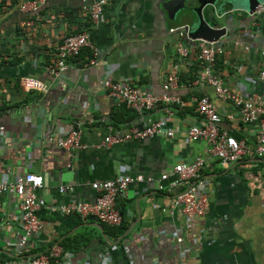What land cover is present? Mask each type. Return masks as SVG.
<instances>
[{
    "label": "crops",
    "instance_id": "crops-1",
    "mask_svg": "<svg viewBox=\"0 0 264 264\" xmlns=\"http://www.w3.org/2000/svg\"><path fill=\"white\" fill-rule=\"evenodd\" d=\"M20 1L0 0V124L5 127V135H0V179L9 181L26 172L42 176L37 214L43 223L44 246L62 249L66 238L75 237L80 248L73 262L86 257L81 264H100L105 253L110 256L107 264H264V155L254 151L259 124L241 122L230 101L195 81L200 66L196 42L170 31L193 26L197 19L193 11L183 8L171 18L162 0H110L93 23L80 0H50L25 12L18 9ZM230 13L233 19L221 38L224 52L216 72L235 92L262 94L264 82L258 74L264 67V22L238 10ZM204 17L215 23L205 9ZM82 29H88L89 41L101 51L98 63H88L92 54L85 47L67 61L65 70L52 74L57 46ZM179 47L189 49L185 59H179ZM176 63L178 86L165 90V76ZM25 76L41 81L46 90L25 89L21 82ZM104 76L156 95H177L183 104L160 102L149 112L136 113L107 95L100 84ZM202 95L220 114V126L250 146V152L227 166L219 164L207 143L187 136L188 127L205 123L195 110ZM148 115L176 127L174 136L96 147L109 133L141 126ZM74 130L88 146L73 151L59 148L57 138ZM198 157L206 164L199 190L207 195L208 210L187 217L175 201L185 187L170 188L169 183L175 164ZM163 173L168 176L159 189ZM121 175L144 180L132 182L116 201L126 225L116 240L92 220L50 210L69 199L93 202L97 195L93 181ZM61 186L66 188L61 191ZM19 213L16 195L0 194V264L32 254L7 246L23 233ZM173 232L181 235V242Z\"/></svg>",
    "mask_w": 264,
    "mask_h": 264
},
{
    "label": "built area",
    "instance_id": "built-area-1",
    "mask_svg": "<svg viewBox=\"0 0 264 264\" xmlns=\"http://www.w3.org/2000/svg\"><path fill=\"white\" fill-rule=\"evenodd\" d=\"M50 0H21L18 4L20 11H36ZM54 1V0H52ZM87 9L91 22L96 23L105 6L110 0H80ZM253 14L257 20L264 22V0L255 7ZM171 32H176L181 36H186L185 26L171 28ZM198 50L200 61L199 69L196 73L195 81L212 88L214 93L223 101H230L237 108L238 118L243 123H258L259 130L256 136L254 151L257 155H264V93L256 92L238 93L233 91L216 72L217 58L223 54V42L218 41H194ZM90 48L92 57L89 64L96 65L101 55L98 47L89 41L88 29H82L76 33L64 37L57 46L54 58L55 67L50 69L51 73L58 75L68 66L67 61L71 57L77 56L83 48ZM179 59L188 56L189 49L179 47L177 49ZM87 63V64H88ZM260 78L264 82V67L259 70ZM179 64L172 66L165 76L163 88L171 90L178 86ZM22 86L29 89L46 90V85L41 81L25 76L21 78ZM101 87L107 95L113 99L116 105H126L136 113H146L151 111L160 102H176L183 104L177 95H156L144 88L132 85L129 81L116 80L111 76H104L100 80ZM195 110L204 117L203 125H191L187 129V136L191 140H202L209 145L210 152L214 154L220 165L227 166L238 161L248 152L250 146L242 139H237L226 129L220 126L221 116L210 101L209 97L202 95L195 101ZM177 128L168 126L165 119H154L146 116L141 126H135L124 133H109L96 147L107 148L112 144L124 142L126 140H140L155 135L173 137ZM0 135H5V127L0 124ZM59 148L66 151L86 148L88 145L81 142L80 131L74 130L57 138ZM206 164L204 159L195 158L190 162H179L173 167L174 179L169 183V187L182 185L181 190L175 198L176 204L180 205L187 217L202 216L208 210V199L204 191L199 188L204 185L202 170ZM3 166L0 161V174ZM167 173H163L158 180V188L164 185L161 180L167 178ZM148 177L147 180H151ZM135 180L142 181V177H132L130 175L116 176L112 179L96 180L91 183L92 189L97 193L93 202L69 199L63 203H56L50 206V210L61 215H77L83 221L89 216H94L98 222L108 225H119L123 216L117 209L116 201L118 197L127 192L128 186ZM43 186V178L39 173L26 172L14 176L11 180L0 179V194H15L19 200V220L23 233L15 241L7 242V246L16 249L18 253L34 250L35 254L24 255L19 258L10 259L5 264H50V259L54 258L56 264H81L86 261V257H81L79 263L73 262L75 257L72 252H65L59 246H50L46 253L41 242L43 223L39 219L37 211L39 209L37 191ZM66 187L61 186L63 191ZM172 235L177 242L182 241L181 235L173 232ZM110 261L108 253L102 254L100 264H107Z\"/></svg>",
    "mask_w": 264,
    "mask_h": 264
},
{
    "label": "water",
    "instance_id": "water-1",
    "mask_svg": "<svg viewBox=\"0 0 264 264\" xmlns=\"http://www.w3.org/2000/svg\"><path fill=\"white\" fill-rule=\"evenodd\" d=\"M261 1L263 0H162V5L171 18L178 10L183 8H190L193 11L197 19L194 21L193 26L185 25L186 36L184 38L194 42L197 40H220L228 34V27L233 19L230 12L238 10L239 13L245 14L247 18L254 19L253 11ZM191 3H194L192 7H190ZM204 9L215 17V24H210L205 19ZM88 219L93 221L94 226L101 231L103 230V225L96 222L94 216H89ZM103 237L106 241L112 243L104 234Z\"/></svg>",
    "mask_w": 264,
    "mask_h": 264
},
{
    "label": "trees",
    "instance_id": "trees-1",
    "mask_svg": "<svg viewBox=\"0 0 264 264\" xmlns=\"http://www.w3.org/2000/svg\"><path fill=\"white\" fill-rule=\"evenodd\" d=\"M89 19H90V17H89ZM218 58H217V61H218ZM102 225H103L104 233L106 235H108L113 240H116L123 233V231L126 229V225H125V222L123 221V219H122V222L119 225H116V226L115 225H108V224H105V223H102ZM79 246H80V241H78L75 237L72 238V239L66 238L62 242V251L68 250V251H70L72 253H75V252L77 253V251L80 248ZM43 249H46V247L43 246ZM48 251H49V249H46L45 252L48 253ZM29 253L35 254V251L34 250H30ZM50 264H56L54 258L50 259Z\"/></svg>",
    "mask_w": 264,
    "mask_h": 264
},
{
    "label": "rangeland",
    "instance_id": "rangeland-1",
    "mask_svg": "<svg viewBox=\"0 0 264 264\" xmlns=\"http://www.w3.org/2000/svg\"><path fill=\"white\" fill-rule=\"evenodd\" d=\"M206 14V13H205ZM210 21V20H209Z\"/></svg>",
    "mask_w": 264,
    "mask_h": 264
}]
</instances>
